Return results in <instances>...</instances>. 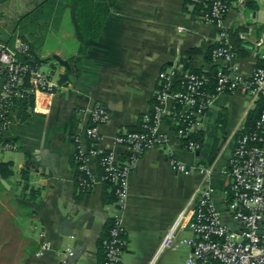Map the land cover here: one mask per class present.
Here are the masks:
<instances>
[{
    "label": "crops",
    "instance_id": "0c3cea01",
    "mask_svg": "<svg viewBox=\"0 0 264 264\" xmlns=\"http://www.w3.org/2000/svg\"><path fill=\"white\" fill-rule=\"evenodd\" d=\"M80 2L0 0V42L15 37L11 45L18 39L14 30L21 15L38 5L47 6L36 17L38 26L31 30L34 37L43 38L40 43H32L31 57L41 61L40 68L46 67L45 72L54 78L68 74L67 58L86 46L79 75H69L65 83H59L49 112L33 113L31 105L25 119L12 114L5 132L15 149L0 154V161L10 162L12 168L11 175L0 176V194L34 212L32 217H16L23 234L32 240L18 264H61L66 248L74 251L73 259L79 263L98 264L95 240L111 217L119 219L124 232L121 264H149L163 235L201 183L197 172L178 173L170 167L169 159L176 157L187 164L212 163L215 170L210 182L216 204L224 210L227 179L220 170L255 102L241 89L218 95L194 134L200 136L198 150H188L173 126L162 123L160 131L167 134L168 141L165 146L146 149L139 157L129 175V192L122 209L115 199L102 201L105 186L92 157L88 160L94 173L91 188L76 198L74 136L83 147L86 145L87 111L95 104L107 109L110 118L98 127L99 146L121 152L113 138L137 126L139 117L150 110L158 72H208L215 65L209 55L218 34L216 26L193 12L186 0H117L97 38H85L78 25ZM260 5L264 8L262 0H234L223 21L235 52L231 65L244 77L260 64L255 46L264 34V21L257 20ZM2 83L0 75V90ZM31 190L36 191L34 199ZM70 215L72 222L63 224ZM188 236L190 230L180 228L177 243ZM44 244L48 246L45 250ZM190 252L191 248L183 244L164 248L154 264H184Z\"/></svg>",
    "mask_w": 264,
    "mask_h": 264
},
{
    "label": "built area",
    "instance_id": "2783aa9c",
    "mask_svg": "<svg viewBox=\"0 0 264 264\" xmlns=\"http://www.w3.org/2000/svg\"><path fill=\"white\" fill-rule=\"evenodd\" d=\"M186 1L193 6L201 0ZM208 1L209 12L203 17L218 29L217 43L209 55L211 63L217 65L213 90L205 91L207 79L203 74L186 72L179 75L175 69L159 71L153 103L143 115L141 131H123L113 138L115 145L127 153L122 161L119 160V151L99 146L101 137L98 127L110 118L105 107L95 104L87 111L89 125L84 135L89 146L83 147L79 137L74 136V158L85 176L80 183L82 189H90L94 178L88 165L89 158H98L104 172L101 179H108L115 185L118 209L126 203L129 175L139 157L150 147L166 145L168 136L160 131L162 123L168 122L173 126L175 135L185 141L188 150H198L201 144L192 135L200 129L208 108L218 95L241 89L251 102L264 97V34L255 42L260 64L253 67L248 77H244L231 65L235 52L229 40V31L223 24L229 5L224 0ZM25 57H31L28 43L20 39L12 45L0 42V75H3L0 154L15 149V145L5 138L13 99L31 98L32 112L46 114L51 99L60 88L57 78ZM176 78L180 83L179 89L172 88ZM177 105L179 109L175 111ZM242 129L237 131L226 165L220 170V174L227 179L223 189L224 210L218 208L215 189L210 182L215 170L212 163L187 164L176 157L169 159L173 170L184 175L197 172L201 183L163 235L149 264H154L164 248H176L178 244L191 248L184 264H264V108L252 129L241 132ZM182 227L188 228L191 236L183 237L177 243V232ZM122 232L119 219L115 218L109 238L104 241L102 264H121ZM46 248L48 246L44 244L42 249ZM74 256V251L66 248L61 264H81L73 259Z\"/></svg>",
    "mask_w": 264,
    "mask_h": 264
},
{
    "label": "trees",
    "instance_id": "16d2710c",
    "mask_svg": "<svg viewBox=\"0 0 264 264\" xmlns=\"http://www.w3.org/2000/svg\"><path fill=\"white\" fill-rule=\"evenodd\" d=\"M117 0H81L80 4L77 6V17H78V25L82 35L85 38L93 37L97 38L100 29L103 26L104 19L109 12L110 8L116 3ZM228 5L234 0H224ZM250 3V2H248ZM208 0H201L199 2H195L193 4V12L204 16L208 14L209 7ZM250 5V4H249ZM47 9V6L38 5L34 7L32 10L27 13L21 15L19 20L16 23L15 30L17 31V38L28 43L31 51H32V43H40L43 38L42 37H34L32 35L31 30L36 29L38 26V22L36 17ZM15 38V37H14ZM14 38H8L4 42L7 45H11ZM86 51V46H80L75 55H72L67 58V61L70 65L69 73L60 74L58 77V82L60 84L65 83L68 80V76L79 75L80 64L82 61V55ZM25 59L33 64L39 65L38 62L34 61L32 57H25ZM216 71V66L213 65L208 72H203L200 69L191 70L190 72L196 74H203L207 79V83L205 84V91L211 92L214 87V74ZM3 76V75H2ZM173 89H179L180 83L179 81L173 84ZM153 103V102H152ZM32 105L31 98H14L12 101L11 111L8 115L9 120L12 114H16L19 119H25L29 115V107ZM264 108V97H260L255 101L254 107L249 111L244 128L241 132L248 131L253 128L255 121L258 119L260 112ZM179 109L177 105L175 107V111ZM143 115L139 117V121L137 126L129 127L126 131H141V122ZM192 138L195 140H200V136L192 135ZM86 145L89 146V141H86ZM75 154L72 156V161L75 163L76 172H75V189L76 194L75 197L79 198L82 194L88 192V190H84L81 187V179L84 178V172L78 169V165L74 158ZM127 156V153L122 151L119 154V160H124ZM213 156H211L210 161ZM98 168L99 174L102 176L104 174L103 168L99 163V159L95 158ZM12 174L11 163L8 161H0V176L3 178ZM103 184L105 186V192L102 196V201L104 203L111 202L115 199V185L110 182L108 179H102ZM108 190V192H106ZM31 194H33L32 199L36 197V191L31 190ZM24 217V216H34V212L24 204H17L12 198H10L7 194H0V264H18L21 259L25 256L26 246L32 242V240L23 234L21 228L18 226L16 222V217ZM115 223V218H107L99 231V234L95 240L96 248H97V257L98 264H102L104 261L105 255V247L104 241L109 238V231L113 227ZM121 239L124 241V232L120 234ZM28 243V244H27ZM124 245L122 249H124Z\"/></svg>",
    "mask_w": 264,
    "mask_h": 264
},
{
    "label": "rangeland",
    "instance_id": "374dc122",
    "mask_svg": "<svg viewBox=\"0 0 264 264\" xmlns=\"http://www.w3.org/2000/svg\"><path fill=\"white\" fill-rule=\"evenodd\" d=\"M257 20H259V22L264 21V8L260 5L258 11H257ZM42 70H47L46 67H41Z\"/></svg>",
    "mask_w": 264,
    "mask_h": 264
},
{
    "label": "water",
    "instance_id": "95a60500",
    "mask_svg": "<svg viewBox=\"0 0 264 264\" xmlns=\"http://www.w3.org/2000/svg\"><path fill=\"white\" fill-rule=\"evenodd\" d=\"M73 220V215L68 216L63 224H70ZM63 232H65V229H63Z\"/></svg>",
    "mask_w": 264,
    "mask_h": 264
}]
</instances>
